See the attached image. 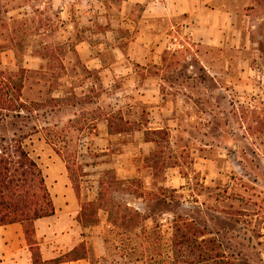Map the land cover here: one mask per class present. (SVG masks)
I'll return each instance as SVG.
<instances>
[{"label": "rangeland", "instance_id": "374dc122", "mask_svg": "<svg viewBox=\"0 0 264 264\" xmlns=\"http://www.w3.org/2000/svg\"><path fill=\"white\" fill-rule=\"evenodd\" d=\"M126 1L0 0V144L27 137L60 200L45 257L177 264L176 221L188 219L215 240L207 256L264 264V0H213L226 15L213 43L164 20L173 39L159 64L105 85L78 46L112 60L103 35ZM146 5L129 9L139 18ZM34 249L0 240V264L36 262Z\"/></svg>", "mask_w": 264, "mask_h": 264}, {"label": "crops", "instance_id": "0c3cea01", "mask_svg": "<svg viewBox=\"0 0 264 264\" xmlns=\"http://www.w3.org/2000/svg\"><path fill=\"white\" fill-rule=\"evenodd\" d=\"M213 0H127L129 6L133 4H147L141 11V17H136L133 9L126 8L123 12L125 17L122 24L114 30L107 31L103 37H106V49L115 53L114 58L107 61L101 54L97 55L95 46L89 42H81L78 46L80 58L89 69H97L103 75L105 85L109 81V76L122 71L127 72L129 79H141V71H146V67L151 64H159L161 54L172 45L173 36L164 28V20L182 21V26L186 24L189 39L195 42L207 44V41L213 43L217 38L216 28L212 25L216 21L220 22L225 18V12L222 8H217L212 4ZM146 19V20H144ZM156 21V22H155ZM155 22V23H154ZM160 22V23H159ZM171 23V24H172ZM189 23V24H188ZM208 24V25H207ZM127 26L130 38H125L121 34L123 26ZM175 28V24L171 26ZM56 190L65 192L66 188L61 184L56 186ZM54 200V198H53ZM60 203V200L58 201ZM58 202L54 200L58 211ZM56 217L41 218L35 221L36 237L38 238V247L41 253V259L48 261L44 253L43 236L48 232L49 223ZM47 218V219H46ZM47 227V228H46ZM3 229V230H2ZM5 231V232H4ZM5 233H7L5 235ZM0 240L15 244L17 241L28 244L23 225L13 223L0 227ZM76 248V247H75ZM74 248V249H75ZM12 251V249L10 250ZM23 260V262H22ZM84 259L72 260L58 264H77ZM25 264V257L18 259V264ZM33 263V259L29 264Z\"/></svg>", "mask_w": 264, "mask_h": 264}, {"label": "trees", "instance_id": "16d2710c", "mask_svg": "<svg viewBox=\"0 0 264 264\" xmlns=\"http://www.w3.org/2000/svg\"><path fill=\"white\" fill-rule=\"evenodd\" d=\"M18 88L22 90V84H19ZM7 107L16 110L17 105L10 100ZM151 131L155 134L165 133L163 129ZM26 138L23 136L10 141L3 139V143L0 144V227L21 223L30 249L34 252L36 250L34 248L38 247L35 221L54 216L56 207L42 168L24 145ZM180 221V223L176 221L173 242L176 263L207 264V260H213V264H223L220 256L212 254L207 256V243L215 240L204 238L206 234L190 220ZM39 255L32 264H58L86 259L87 251L84 249L79 256L64 260L58 258L43 261L40 252ZM187 255L192 258H187Z\"/></svg>", "mask_w": 264, "mask_h": 264}]
</instances>
